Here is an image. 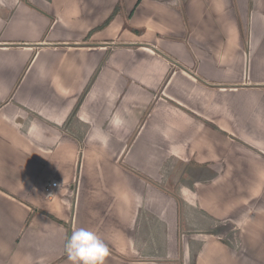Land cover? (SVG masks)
I'll use <instances>...</instances> for the list:
<instances>
[{
	"label": "crops",
	"instance_id": "0c3cea01",
	"mask_svg": "<svg viewBox=\"0 0 264 264\" xmlns=\"http://www.w3.org/2000/svg\"><path fill=\"white\" fill-rule=\"evenodd\" d=\"M59 220L105 264H264V0H0V264H71Z\"/></svg>",
	"mask_w": 264,
	"mask_h": 264
},
{
	"label": "clouds",
	"instance_id": "9594fccd",
	"mask_svg": "<svg viewBox=\"0 0 264 264\" xmlns=\"http://www.w3.org/2000/svg\"><path fill=\"white\" fill-rule=\"evenodd\" d=\"M71 264H105L109 248L92 230L79 228L71 232L64 246Z\"/></svg>",
	"mask_w": 264,
	"mask_h": 264
},
{
	"label": "trees",
	"instance_id": "16d2710c",
	"mask_svg": "<svg viewBox=\"0 0 264 264\" xmlns=\"http://www.w3.org/2000/svg\"><path fill=\"white\" fill-rule=\"evenodd\" d=\"M120 10H121V4L120 3H118V5L116 6V8H115V10L113 11V13H112V15L106 20V22L102 25V26H100L99 28H103V27H105V26H107L111 21H112V19L120 12ZM132 29H135V28H133L132 27ZM136 31H138L137 29H135ZM139 32V31H138ZM99 68L97 69V71L94 73V75L92 76V78L90 79V81H89V83H88V85L86 86V88L84 89V91L82 92V94H81V96H80V98H79V100H78V102H77V104L75 105V107H74V109H73V111H72V113H71V116H70V119L71 118H74L76 115H77V112H78V110H79V108H80V106H81V104H82V102L84 101V98L86 97V95L88 94V92L90 91V89H91V87H92V85H93V83H94V81H95V79H96V77H97V75H98V73H99ZM215 126V125H214ZM216 127V126H215ZM135 172L137 173V174H140L141 175V173L138 171V170H135ZM141 176H143V175H141ZM144 178H146V179H148L149 181H152L150 178H148V177H145L144 176ZM37 212H43L42 210H40V209H38V208H36L35 206H32V211H31V213H30V215H29V217H28V219H27V221H26V225H25V227H27V225L29 224V222H30V220H31V218H32V216L35 214V213H37ZM60 221V220H59ZM60 222H62V221H60ZM62 223H64V222H62ZM64 224H66V226L68 227V237L71 235V232H72V226H71V224L70 223H64ZM112 252H114V253H117V252H115L114 250H111Z\"/></svg>",
	"mask_w": 264,
	"mask_h": 264
},
{
	"label": "rangeland",
	"instance_id": "374dc122",
	"mask_svg": "<svg viewBox=\"0 0 264 264\" xmlns=\"http://www.w3.org/2000/svg\"><path fill=\"white\" fill-rule=\"evenodd\" d=\"M183 214H184V216L186 217H188V218H190V219H192L191 221H193V218L195 219V217L197 216V214H199V212L197 211V209L195 208V206L194 205H189L188 203H186V201L184 200V203H183ZM194 222H196V221H194ZM207 222H211L210 220H205V226L203 227V225L201 226L202 228H205V230H207L206 228H210L209 227V224L210 223H207ZM199 226V225H198ZM200 227V226H199ZM200 227V228H201ZM199 228V229H200ZM223 229V226H218L217 228H215V229H217V230H219V229ZM201 230V229H200ZM209 230H211V229H209ZM184 233H188V232H184ZM184 233H181V239L184 237L183 236V234ZM190 233V232H189ZM194 233H199V232H194ZM176 261L179 263V264H185L184 262V256H183V251H182V249H181V246L179 247V253H178V255L176 256ZM188 262H190V263H188V264H196V256H194V254H192V256H191V259L188 261Z\"/></svg>",
	"mask_w": 264,
	"mask_h": 264
},
{
	"label": "built area",
	"instance_id": "2783aa9c",
	"mask_svg": "<svg viewBox=\"0 0 264 264\" xmlns=\"http://www.w3.org/2000/svg\"><path fill=\"white\" fill-rule=\"evenodd\" d=\"M57 185H58L57 182H52L51 184H49V185H47L45 187V191L48 192V193H50L51 192V189L54 188V187H56Z\"/></svg>",
	"mask_w": 264,
	"mask_h": 264
}]
</instances>
